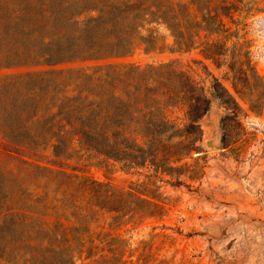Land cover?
<instances>
[{
  "label": "trees",
  "instance_id": "1",
  "mask_svg": "<svg viewBox=\"0 0 264 264\" xmlns=\"http://www.w3.org/2000/svg\"><path fill=\"white\" fill-rule=\"evenodd\" d=\"M216 1L112 0L79 21L85 0H0V71L125 57L137 41L154 49L157 38L140 34L150 22L171 31V52L202 48L214 60L218 45L201 33L225 26ZM209 106L170 63L0 76V146L18 163L0 176V264H128L126 241L94 228L105 216L113 229L164 215L153 179L193 173L183 162L201 151L190 130ZM180 107L183 127L168 115ZM104 162L154 174L129 190L80 175Z\"/></svg>",
  "mask_w": 264,
  "mask_h": 264
},
{
  "label": "rangeland",
  "instance_id": "2",
  "mask_svg": "<svg viewBox=\"0 0 264 264\" xmlns=\"http://www.w3.org/2000/svg\"><path fill=\"white\" fill-rule=\"evenodd\" d=\"M81 4L75 7V12H81L79 21L96 17L90 8L110 6L112 0ZM215 5L223 7L225 26L217 33H201V42L207 39L218 45L212 51L218 53L214 60L205 58L202 48L171 52V31L165 24L150 22L141 25L140 34L157 38L154 49L137 41L125 57L0 71V76H12L53 69L145 68L170 63L187 73L197 92H205L210 99L207 114L190 130L199 135L201 151L183 162L191 165L193 173L157 174L159 179H153L162 196L164 215L113 229L110 217L105 216L94 228L97 235L111 234L126 241L124 260L128 264H264V0H217ZM66 29L73 31L74 27ZM186 112L180 107L168 115L183 127L189 124ZM8 154L0 146V176L18 165ZM83 171L80 175L123 190L154 174L149 167L125 170L116 162Z\"/></svg>",
  "mask_w": 264,
  "mask_h": 264
}]
</instances>
